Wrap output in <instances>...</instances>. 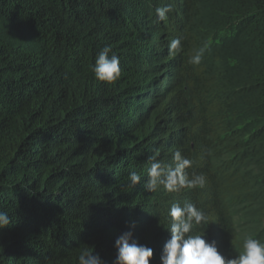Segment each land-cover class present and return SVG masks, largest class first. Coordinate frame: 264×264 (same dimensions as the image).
I'll return each mask as SVG.
<instances>
[{
	"label": "trees",
	"instance_id": "1",
	"mask_svg": "<svg viewBox=\"0 0 264 264\" xmlns=\"http://www.w3.org/2000/svg\"><path fill=\"white\" fill-rule=\"evenodd\" d=\"M170 3L174 11L160 21L155 9ZM197 5L0 0V211L12 220L0 230V264H78L85 246L113 264L115 241L127 231L153 249L149 264H161L167 212L187 202L209 217L193 231L226 258L235 256L221 198L230 165L215 167L211 159L219 150L234 152V161L240 153L264 155V0L220 7L222 30L234 33L252 62L238 75L242 118L229 85L236 80L216 87L226 71L218 82L206 75L217 56L208 48L200 64L190 63L204 44L191 27ZM177 38L183 52L171 56L168 45ZM105 46L120 57L122 75L112 85L92 72ZM229 119L244 120L242 137ZM176 150L192 160L190 176L205 175V186L146 191L150 157L159 153L171 165ZM133 170L142 180L129 187Z\"/></svg>",
	"mask_w": 264,
	"mask_h": 264
},
{
	"label": "clouds",
	"instance_id": "2",
	"mask_svg": "<svg viewBox=\"0 0 264 264\" xmlns=\"http://www.w3.org/2000/svg\"><path fill=\"white\" fill-rule=\"evenodd\" d=\"M174 11L170 3L165 7H157L155 14L160 21H167L168 15ZM211 41L203 46L190 58V63L200 64L205 51L210 47ZM169 55L176 56L183 52L180 38L173 39L168 45ZM94 78L102 83L112 85L122 75L120 57L105 46L95 58L92 67ZM159 153L150 157V166L147 169V180L143 187L148 192L163 189L168 193H177L184 189H202L206 184L204 174L192 173L187 169L192 167V160L184 156L180 150L173 153V163L167 164L159 160ZM129 187H135L142 180L141 173L133 170L129 173ZM170 225V239L164 244L160 257L161 264H264V241L247 236L242 244L238 245L240 251L233 258H226L216 246L215 241L208 242L204 235L193 231L194 227L208 222V214L197 207L194 202H187L183 206L173 203L167 212ZM12 222L5 211H0V230L7 228ZM116 257L113 264H149L153 258V249L139 244L131 231L124 232L115 241ZM78 264H106L94 248L85 246L78 255Z\"/></svg>",
	"mask_w": 264,
	"mask_h": 264
},
{
	"label": "rangeland",
	"instance_id": "3",
	"mask_svg": "<svg viewBox=\"0 0 264 264\" xmlns=\"http://www.w3.org/2000/svg\"><path fill=\"white\" fill-rule=\"evenodd\" d=\"M227 3L228 0H198L196 11L191 19V27L193 34L200 42L211 41L208 56H217L216 60H212L211 67H209L210 62L207 63L206 66L210 70L206 75L217 77L218 82L220 74L225 71L227 73L226 78H220L223 83L216 87L228 85L230 79L236 80L229 84L235 90L230 92L237 96L233 97L234 113L238 115V118H242L243 113L240 111L242 109L239 104L241 91L238 87L241 86L244 78L238 79V75H247L252 62L246 64L247 60L243 58V53L240 51L243 49L240 41L233 39L234 33L222 30L223 12L220 7H225ZM250 60L251 56H248V61ZM227 88L224 89L225 92ZM243 121L241 119L228 121L229 127H233L235 135L239 137H242L238 133L244 128ZM233 154L234 152L219 150V153L215 152L211 162L215 167H222L224 162H229L230 165L227 172L231 175L221 179L223 183L221 198L228 213L227 220L232 231L235 255H237L241 250L238 245L242 244L245 237L253 236L264 241V155H255L250 159L247 158L249 152L240 153L235 156V162ZM237 160L245 163L239 164Z\"/></svg>",
	"mask_w": 264,
	"mask_h": 264
}]
</instances>
